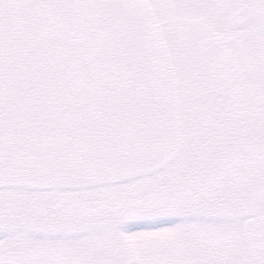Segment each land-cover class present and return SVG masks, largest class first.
Returning a JSON list of instances; mask_svg holds the SVG:
<instances>
[{
  "label": "snow or ice",
  "instance_id": "obj_1",
  "mask_svg": "<svg viewBox=\"0 0 264 264\" xmlns=\"http://www.w3.org/2000/svg\"><path fill=\"white\" fill-rule=\"evenodd\" d=\"M0 264H264V0H0Z\"/></svg>",
  "mask_w": 264,
  "mask_h": 264
}]
</instances>
